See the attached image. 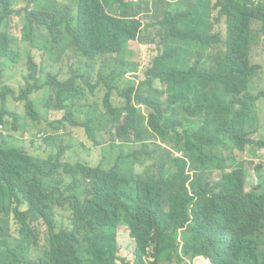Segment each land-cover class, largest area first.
Segmentation results:
<instances>
[{
	"label": "clouds",
	"instance_id": "obj_1",
	"mask_svg": "<svg viewBox=\"0 0 264 264\" xmlns=\"http://www.w3.org/2000/svg\"><path fill=\"white\" fill-rule=\"evenodd\" d=\"M165 1L183 19H187L186 16H195L192 6L197 0H98L107 14L118 18L121 17L116 14L121 15V10L133 15L142 13L137 15L142 21L140 32L125 45L130 48V43L135 42L142 46H155V53L143 69H140L139 64L130 63L120 57L125 52V45L123 50L114 55L116 61L111 62L108 57L105 66L101 64L103 59L91 56V48L82 41L80 46H71L66 51H63L64 42L55 44L56 50L52 54L41 48L45 40L71 41L68 40L72 38L71 34L64 33V17L70 15L90 20L94 13L87 0H47V8L40 9L50 10L49 13L54 16L34 23L25 14V9L32 8V5H25L21 1L15 4L21 15L15 14L11 22L5 24L6 29H10L12 35L18 38L9 44L6 51L9 56L0 65V118L4 121H0V148H25L26 142L40 141L47 145V155L29 152L43 158L61 152V164L69 163L71 166H63L64 169L57 176L62 184L55 196L58 201L54 200L59 204L55 209L54 222L59 226L70 223L68 218L73 217L77 220L73 225L74 235L80 239L77 233L87 232L83 226L105 228L106 221L103 217L108 206L117 202L118 208H122L125 194L112 191V184L101 175L113 171L115 164L109 162L111 156L115 161L122 153L127 155L126 149L131 153L139 150L143 144V141H136L134 133L129 141L127 137L133 129L132 125H148L155 114L149 110L148 103L140 100H146L155 93V85L159 90H164L161 79H154L153 85L146 81L148 77L164 69L177 73L179 77H183L184 72H189L192 78H197L203 84L208 83L205 88L197 86V90L202 93L200 96L197 93L195 96L193 91L184 90L189 99L211 102L215 96L224 103H230L233 110L245 111L248 119L246 138L251 143L239 148L234 142L228 143L226 140L221 147L198 141L195 150L186 147L177 149L173 143L162 139L157 133H153L150 142L167 150L174 158L187 162L185 173L190 179L186 186L190 197L197 191L198 198H201L200 201H190L211 199V188L226 177L238 206L246 198L264 217V84H261L264 81V0H247L239 11L243 16L245 30L225 33L217 29L221 33H212L224 40L218 47L221 52L218 58L213 56L216 55L215 45L211 42L203 43L208 36L194 38L189 35L185 40L166 36V32L173 28L166 23L163 4ZM158 6H161L159 19L154 11ZM218 16V11H211L206 15ZM185 26L184 32L187 24ZM234 45L236 46L232 52L231 47ZM30 60L40 70L31 83V99L36 100L33 104V115L28 113L27 102L23 100L26 79L31 68ZM139 73H143L144 78ZM229 75L242 77L246 83L236 85L237 89L230 92L231 85L226 80ZM186 84L183 82L181 85ZM179 86L180 84L175 90L177 94H180ZM147 91L150 95L143 97ZM160 95L161 91L153 98L161 97ZM164 95L162 100L168 97L167 94ZM181 113L179 118L184 117V111ZM217 117V114L203 112L197 132L203 135L202 132L206 134L215 129L223 121ZM35 126L39 127L37 132L33 131ZM180 132L187 139L182 129ZM121 133L125 136H121ZM54 135L61 136L63 140L70 138L68 154L62 146L63 141L57 147ZM255 135L258 137L255 138ZM25 137L28 138L26 142L22 141ZM83 146L94 150L98 147L101 155L96 164L80 159L79 148ZM215 174L219 177H214ZM168 193L170 194L169 191L164 193L166 202L172 203L167 198ZM27 196L40 205L51 203L46 195ZM163 209L169 213L170 204ZM142 223L139 226L143 233L145 227L152 229L147 243L137 240L130 223L119 225L116 231L108 234L104 229V235H111L110 238L95 244L92 250L88 247L80 259L81 264L222 262H215L196 252L205 234V225L203 220H195L192 213L189 221H184L175 231L164 232L155 226L151 212ZM36 227L38 233L35 234L33 229ZM212 228H217L213 231L215 234L223 236L226 242L224 249L227 252L235 251L233 243L228 244L225 240L223 227L212 222ZM157 234L160 244H157ZM251 241V257L256 258L258 264H264V233H256ZM48 247L49 228L43 222H33L30 206L27 203H9L0 199V258L18 256L23 261H31ZM216 251L218 254L220 248Z\"/></svg>",
	"mask_w": 264,
	"mask_h": 264
},
{
	"label": "trees",
	"instance_id": "obj_2",
	"mask_svg": "<svg viewBox=\"0 0 264 264\" xmlns=\"http://www.w3.org/2000/svg\"><path fill=\"white\" fill-rule=\"evenodd\" d=\"M21 1L25 5H32V8L25 9L26 17L31 19L32 23L54 16L49 13L50 10L40 9L47 8V0H0V65L6 62L9 56L6 54L9 44L18 38L12 35L10 29H6L5 24L10 23L15 14L21 15V12L15 8V4ZM87 1L94 13L90 20L70 15L64 17L66 19L64 33L65 35L71 34L72 38L68 39L71 41L45 40L41 48L52 54L56 50L55 44L59 45L64 42L63 51H66L71 46H80V41H82L91 48V56L103 59L101 64L105 66L109 58L111 62H115L114 55L123 50V45L134 40L140 32L142 21L137 15L142 13L138 12L133 15L121 10V15L115 13L121 18H127L121 19L113 14H107L98 0ZM213 1L197 0L192 6L195 16L185 15L187 19L181 18L166 1L163 2L166 23L173 28L166 32V36L168 38L176 36L180 40L189 38V35L197 38L208 36L203 43H213L216 51V55L213 56L218 58L217 56L221 55L218 47L224 40L212 33L217 29L225 33L245 30L243 16L239 14V11L243 9L247 0H215V3ZM159 8L161 6L154 10L157 19L160 17ZM211 11H218L219 16L206 17ZM186 24L187 30L184 32ZM159 25L160 22L157 23V28ZM220 31L217 32L221 33ZM235 46L231 47L232 52ZM30 65L23 100L27 102L28 113L33 115L32 109L36 100L31 99L33 95L31 83L40 70L31 60ZM156 78L161 79L160 83L165 86L164 90H159L156 85L154 86L153 91L156 94L161 91V97L153 98L155 96L150 95L146 100H140L148 103L149 110L155 114L150 118L148 125L142 123L132 125L133 129L127 137L129 141L131 134L134 133L136 141H143V144L139 150H133L127 155L122 153L115 161L111 156L109 162L115 164L113 171L101 175L112 184V191L125 194L122 208H118L119 203L116 202L113 206L117 208L110 205L105 210L103 217L106 221L105 232L108 234L110 231H116L119 225L125 226L130 223L137 240L140 243H147L152 229L145 227L143 233L139 225H143L142 221L150 212L153 224L164 232L175 231L181 227L184 221H189L190 213H192L195 220L201 219L205 225V234L200 246L196 249L197 253L215 262L222 261L219 264H258V260L250 255L253 245L251 238L256 233H264V217L246 198L242 199L238 206L232 197V186L226 177L211 188V199L193 202L200 201L201 198H198L199 192L197 191L192 198L190 197L186 186L190 179L185 173L187 162L174 158L167 150H163L160 146L156 147L150 142L153 133H157L162 139L173 143L177 149L186 147L189 150H195L194 147L198 141H206L213 146L221 147L225 140L228 143L234 142L242 148L244 144L251 143L246 138V121H248L246 112L233 110L230 103H224L215 96L211 102L189 99V96L183 92L184 90L193 91L195 96L196 93L200 96L202 93L197 90V86L205 88L208 85V83L203 84L197 78H192L189 72H184L183 77H179L177 73L164 69L157 71L146 81L153 85ZM226 80L231 85L230 92L237 89L236 85L246 83L244 78L234 75L227 76ZM183 82L187 84L181 85ZM179 84L180 94H177L175 90ZM164 94L168 97L162 100ZM181 111H184L183 118H179ZM206 111L217 114L218 120L223 121L215 129L206 134L202 132L203 135H201L197 129L200 126L201 115ZM0 121L4 122L2 118ZM180 129L183 130L187 139L182 137ZM120 135L125 136L124 133ZM63 166L69 168L71 165L61 164V152L52 153L47 158H43L21 146L10 149L0 148V199L9 203H27L30 206L33 222L37 224L43 222L49 228V247L46 250L39 252L31 261H23L18 256L1 257L0 264H81L80 259L88 247L92 250L95 244L110 238L111 235H104V229L89 225L83 226L87 232L77 233L81 239L76 237L73 225L77 220L73 217L68 218L70 223L56 226L54 215L59 204L54 200L58 201L55 196L62 181L57 179V176L64 169ZM163 191L170 192L167 198L171 199L172 203L166 202ZM27 194L46 195L51 199V203L40 205L33 202ZM52 203H54L53 206ZM168 204H170V212L166 213L163 207H167ZM212 222L223 227L222 233L225 235V240L228 244L233 243L235 251L227 252L224 249L226 242L221 234L213 232L217 228L211 229ZM33 232L38 233L37 227L33 229ZM173 236L170 238L172 239ZM157 244H160L158 234ZM218 248L220 252L216 254Z\"/></svg>",
	"mask_w": 264,
	"mask_h": 264
},
{
	"label": "rangeland",
	"instance_id": "obj_3",
	"mask_svg": "<svg viewBox=\"0 0 264 264\" xmlns=\"http://www.w3.org/2000/svg\"><path fill=\"white\" fill-rule=\"evenodd\" d=\"M125 52H123L122 54H120V57L125 59L126 61H129L130 63H137L140 65V69H143V67L145 66V64L150 60V58L152 57V55L155 53V46H142L138 43L135 42H131L130 43V48L128 45H125ZM139 76L141 78H144V74L143 73H139ZM261 84H264V81L261 82ZM148 95H150V92L147 91L143 97H147ZM151 95L156 96V93H152ZM39 129L38 126H35L33 128L34 132H37ZM255 138L258 137V135L254 136ZM53 138L56 141L57 147L61 144V142L63 141V148L65 150V153L68 154L69 150H70V145H71V141L69 137H66L64 140L61 136H56L54 135ZM22 141H28V138H24ZM25 145L27 147H25V149L27 151H32L35 152L37 154H41L43 156L47 155V145L40 142V141H36L34 143L31 142H26ZM79 157L82 161L84 160H88L91 163H97L98 162V157L101 155V153L99 152L98 147L96 148V150L88 148L87 146H83L79 148ZM126 153L128 154L130 152L129 149L125 150ZM214 177H219L218 174H215Z\"/></svg>",
	"mask_w": 264,
	"mask_h": 264
},
{
	"label": "bare ground",
	"instance_id": "obj_4",
	"mask_svg": "<svg viewBox=\"0 0 264 264\" xmlns=\"http://www.w3.org/2000/svg\"><path fill=\"white\" fill-rule=\"evenodd\" d=\"M201 264H209L208 262H206V263H201Z\"/></svg>",
	"mask_w": 264,
	"mask_h": 264
}]
</instances>
